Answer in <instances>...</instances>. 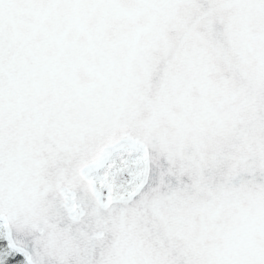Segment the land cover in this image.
Here are the masks:
<instances>
[{
    "label": "snow or ice",
    "instance_id": "1",
    "mask_svg": "<svg viewBox=\"0 0 264 264\" xmlns=\"http://www.w3.org/2000/svg\"><path fill=\"white\" fill-rule=\"evenodd\" d=\"M0 264H264V0H0Z\"/></svg>",
    "mask_w": 264,
    "mask_h": 264
}]
</instances>
